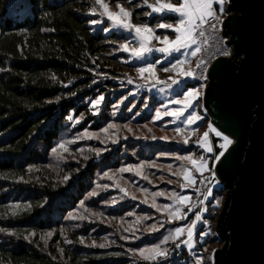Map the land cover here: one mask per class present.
I'll list each match as a JSON object with an SVG mask.
<instances>
[{
	"label": "trees",
	"instance_id": "obj_1",
	"mask_svg": "<svg viewBox=\"0 0 264 264\" xmlns=\"http://www.w3.org/2000/svg\"><path fill=\"white\" fill-rule=\"evenodd\" d=\"M104 2L130 10L136 25L158 28L179 19L175 13L156 15L149 5L157 0ZM126 41L127 34L112 28L95 0H0V229H7L0 231V264H195L186 248L156 261L129 251L160 244L179 225L163 205H172V193L180 190L183 174L174 173L190 165L186 157L200 159L203 150L186 145L172 134L173 126L154 119L161 103L155 94H133L129 79L139 63L121 49ZM196 84L187 83L183 90ZM101 96L97 111L92 101ZM114 123L126 127L125 133L132 125L134 133L125 135L122 129V137L100 145L99 154L76 153L51 165L52 149L64 134ZM151 127L173 137H160ZM213 142L216 155L217 137ZM125 168L134 171H120ZM156 192L165 195L154 197ZM223 194V188L213 189L205 218L215 219L212 206ZM92 208L132 218L134 237L122 239L130 237L124 226L100 220ZM76 213L86 218H68ZM153 225L154 231H145ZM48 232L51 237L41 239ZM211 242L209 237L200 242L202 255Z\"/></svg>",
	"mask_w": 264,
	"mask_h": 264
},
{
	"label": "water",
	"instance_id": "obj_2",
	"mask_svg": "<svg viewBox=\"0 0 264 264\" xmlns=\"http://www.w3.org/2000/svg\"><path fill=\"white\" fill-rule=\"evenodd\" d=\"M232 53L209 67L203 104L233 143L216 160L226 200L213 264H264V0H228Z\"/></svg>",
	"mask_w": 264,
	"mask_h": 264
},
{
	"label": "rangeland",
	"instance_id": "obj_3",
	"mask_svg": "<svg viewBox=\"0 0 264 264\" xmlns=\"http://www.w3.org/2000/svg\"><path fill=\"white\" fill-rule=\"evenodd\" d=\"M166 2L168 0H163V2ZM227 1L225 0V4H224V8H226L227 6ZM152 5H156L159 6L157 3L152 4ZM219 4H215L214 5V9L219 11ZM126 9V8H125ZM109 10L112 12H119V7H112L109 5ZM128 10V9H126ZM103 12V8L101 7V13ZM156 15L158 16H162L165 15L167 13H172L169 11H163L160 13L154 12ZM103 17H106L105 15H102ZM131 22V19H130ZM110 23L112 25V28L117 29L120 32H124L127 34L128 36V42L130 43V45H135L138 43V40H134V31H132L131 33L129 32V30L117 27L113 21L110 20ZM163 24H169V22H162ZM175 25V23H170ZM150 27V26H149ZM152 28V27H151ZM155 35L161 37V40H152V46L153 48H159V47H163L164 44L162 43L163 41V37L168 36L169 41H172L175 39V32L174 29H169V28H153ZM157 29H163L164 31H168L167 33L164 34H160L157 32ZM196 45L194 46H189L187 48L181 49L179 52L177 51H173L171 52V54H165V53H161L158 51L153 50L151 53L146 54L142 59H140L142 61V64H138V68L144 66L145 63H156L157 61H159V63L156 64V79H152L149 78L147 81H145L143 78L140 77V75L137 72V69L135 71V76L134 74H132V76L130 77L131 79V85L133 87V94H140L141 92L147 91L150 92L151 94H155L160 100L161 103L158 106L157 109H159L161 111V113H163L165 111V109L167 111H172L174 108H178L181 107V105H177V104H173L172 101H174L177 98V94H182L184 91L187 90H183V83H197L196 85L192 86L195 88H199L200 89V96L197 100H194L192 103V106L189 107L188 109L185 110L184 114L181 115L179 118L177 117H173V116H165L162 115L160 119H156V111H155V117L154 119L156 121H162V123H164L167 127L169 126H173L175 128V130L177 128L181 129V132H172V134L174 136H180L183 140H185V138L188 139V143H185L186 145H195L196 147L200 148V149H206V147L201 146V144L196 143L197 140H201L203 133L205 131H208V133L211 136V139L208 138L209 144L211 145V147L213 148V151H215L214 148V142L213 139L216 137L214 132L212 131V124H211V118L208 117L207 115V110L204 107L203 104V96H204V90H205V86L201 87V83L194 81V80H189L190 78H186V77H182V76H178V70H172L171 69V65L173 63L176 62L177 59L185 61V63L181 66L184 69H191L194 70L196 61H197V56H192L191 52L195 49ZM128 53L129 57H130V61L134 62V57L131 56L130 51L126 52ZM164 68H169L170 70L165 72L163 71ZM147 75V74H146ZM173 78V79H177L182 81L181 84L182 86H178L173 85V86H177L172 88L173 86H171V89H165L164 91L166 92L165 95H167V98H162L161 96H163L164 92L162 91L163 89V85L165 84V82L167 81H171L169 78ZM129 79V80H130ZM188 79V80H187ZM154 84L156 85L157 88L160 89V94L161 96L159 97L156 93H154L151 90V85ZM167 84V83H166ZM190 85V84H188ZM134 88H135V92H134ZM167 88V87H166ZM183 90V91H182ZM182 91V92H181ZM102 100L100 101L99 104L97 105H93L96 109L98 108V106L101 104ZM172 103V104H170ZM170 104V105H169ZM156 109V110H157ZM193 112L198 113V115L200 116V119L195 121V123L193 124H189L187 122V117L189 115H191ZM210 124V125H209ZM114 127H109L107 128V131H104V129H99V130H93V129H86L84 130L82 133L80 132V134H64L63 138L61 139V141L59 142V144L57 145L56 149L57 152L56 153H52V159H51V165L52 166H59L61 163L65 162L67 159H70L75 155L76 153H79V155H86L89 154L90 152L94 151V149H100V145H102V147H105V145H107L108 143L112 142V140L115 139H120L122 137V133L124 130V134L127 135L128 133H134V126L131 125V130H129L128 128L130 126H128V133H125L126 127H122L121 124L118 123H114L113 124ZM211 126V127H210ZM152 130H154V132L160 136V137H165V138H171L173 137V135L171 134V132H167L164 129H155L154 127H151ZM123 129V130H122ZM193 129H196L197 131L193 132ZM94 141L93 144H89L88 141ZM61 142H64L65 147L67 148V151H65L63 148L60 147ZM95 142H98L97 144H95ZM217 156H211V158L209 159V168H211V170L214 172V168H215V163H216V159L215 157ZM62 157V158H61ZM199 160V159H197ZM160 166V164H155V166ZM192 163H190L189 166H187L186 169L193 171L195 169L194 167H191ZM130 171H134L133 170H129ZM197 174L198 172H194L195 178H197ZM207 175V176H211L210 172L208 170H205L202 174V176ZM114 177H116V179L118 181H121V177L120 174L117 175L116 172H114ZM163 180V179H160ZM187 183V181L184 180L183 177V181L182 183L179 185L180 190L178 191L177 194L179 195H184L185 193V189L184 187H181L182 184ZM198 183V182H197ZM197 185V184H196ZM196 185L191 186L194 189L196 188ZM194 194V193H193ZM170 196V195H169ZM193 199V196H192ZM219 200V205H216V202L213 204V209L214 212L216 214L215 219L212 221L210 219H207L205 217H203V220L208 221L207 224H205L202 221H197L194 229H193V238H192V247L188 248L186 244L181 243V241H186L188 239L187 236V226L192 224V221L195 220V214L191 213L189 214V208H188V204L187 205H182L181 206V212L182 214H186V219H172L171 221L173 222H178L179 225L177 227H184L186 230L184 232V234L182 236H180L179 238L175 239V240H170V243L167 244L165 247H163V244L161 245V247L166 248L168 250L169 255L167 256L168 258H173L177 252H180L182 249L186 248L188 249L192 255L193 258L195 260V264H197V260L198 258L202 257V260H200V264H204L207 261V264H213L212 263V259H213V253L216 249H222L225 245V242H221L220 238L217 236V233L215 231V227L217 225V220H218V216L224 206L225 200H226V190H224V194L222 196H218L216 198V201ZM192 201V200H191ZM172 206L173 208L175 207V200H173L172 202ZM208 206V205H207ZM188 208V209H187ZM90 213L92 215H95L96 213H101L102 215L99 216V219L106 222V223H110V221L112 222V225L117 226V227H121V225L124 226V229L127 230L129 232L130 237H134L133 231H134V223L133 220H131L132 218H128V216H111L108 213L104 212H98V209L96 208H92ZM73 217H77L75 220H78L80 216H84L81 213H76L72 215ZM128 218V219H127ZM176 227V228H177ZM175 228V229H176ZM175 229L174 230H170L167 234V236L171 233L174 234L175 233ZM132 232V233H131ZM209 233L208 235H204L203 237H201V233ZM207 237L211 238L212 242L205 248V255H202L201 250L199 249V245L200 242L207 239ZM179 244L180 246L177 248L176 245Z\"/></svg>",
	"mask_w": 264,
	"mask_h": 264
},
{
	"label": "snow or ice",
	"instance_id": "obj_4",
	"mask_svg": "<svg viewBox=\"0 0 264 264\" xmlns=\"http://www.w3.org/2000/svg\"><path fill=\"white\" fill-rule=\"evenodd\" d=\"M96 4H99L103 8L102 15L107 16V18L114 22V24L117 27L129 30L131 33L132 31L135 32V36L138 40V43L135 45H130L128 41H126L124 44H122L120 47L123 51L129 52L132 57L136 59H142L146 54L151 53L153 50L165 53V54H171L173 51L179 52L181 49L187 48L189 46L197 45L198 40L197 37H203L205 35V31L203 29V26L207 24L211 29L214 31L218 30L217 23H213L212 21H219V16L217 15L214 5L219 4V12L222 14L225 11L224 4L225 0H180L178 4L173 3H165L163 0H157L156 5H149V7H152L154 12L160 13L163 11H169L175 14H178L179 19L176 22L175 25L173 24H158L157 27L161 28H169L174 29L175 32V39L172 41H169L168 36L163 37L162 43L164 44L163 47L159 48H153L152 46V40H161V37L156 36L154 29L149 27L148 25H136L130 22L131 17V11L126 10L122 5H118L119 12H112L109 10V5L104 2V0H95ZM145 4H148V0H144ZM93 13L96 11L95 8L90 9ZM148 13H146L147 15ZM91 24H98L101 23V21L98 20H91L89 21ZM104 31H108L107 28L104 29ZM203 43H207V40H204ZM217 43H222V38L217 37ZM202 51V48L199 46H196L195 49L191 52L192 56H197L198 53ZM222 55H229L230 52L226 50L225 48L221 49ZM159 63L157 61L156 63H145L144 66L139 67L137 69L138 74L141 78H143L145 81H147L149 78L156 79V64ZM185 63V61L177 59L175 63L171 65L172 70H178V76L186 77V78H195V72L191 69H184L181 66ZM202 65H205V61L203 59L198 60L197 67H200ZM169 68H164L163 71L167 72L169 71ZM206 71V67H205ZM147 74V75H146ZM55 79V77H53ZM171 80V84H168V87L170 88L172 85L179 84L182 81L169 78ZM199 79L206 80L207 77L201 73ZM131 79L129 80V83H131ZM71 83V81H69ZM201 87H204V85H201ZM200 96V89L195 87H190L187 89V91H184L182 94H177V98L172 101V103H175L177 105H181V107L174 108L172 111H165L161 113L159 109L156 110V119H160L162 115L165 116H173L179 118L181 115L184 114L185 110L192 106V103L194 100H197ZM103 99V97H98L96 100L92 101L93 105H97L100 103V101ZM98 111V109H97ZM83 114H81L82 117ZM69 120H72L73 117L70 115L68 117ZM200 116L198 113L193 112L191 115L187 117V122L189 124L195 123V121L199 120ZM109 127H114V125H110ZM211 127V126H210ZM104 131H107V129H104ZM176 132H181V129L177 128L175 130ZM197 131L196 129H193V132ZM212 131L215 132V135L217 137L222 138L223 143L220 144L221 151L219 154L215 157L217 161H219L220 157H222L227 150V148L233 143V140L230 138L229 135H226L224 132L212 128ZM209 133L208 131H205L203 133L202 139L197 140L196 143L201 144V146L206 147L208 152H212L213 148L209 144L208 141ZM184 143H188V139L185 138ZM60 147L63 148L65 151H67V148L64 145V142H61ZM52 151L54 153L57 152L56 148H53ZM94 151L99 154L101 151L100 149H94ZM62 158V157H61ZM188 161H190L193 165H196L194 172H198L200 174H203L205 170H208L210 174L215 178V172L211 170V168L208 167L207 160L204 158H200L199 161L196 159H193L192 156L186 157ZM140 167V166H138ZM131 168H125L121 169L120 171H129ZM193 171H190L188 169H182L181 172L174 173V175H181L183 174L184 180L187 181V183L182 184L181 187L187 188L194 186L196 184V178ZM139 174V173H137ZM107 175V173H106ZM67 179V177H65ZM144 179H147V176L144 177ZM163 179V177H161ZM171 183V181H168ZM121 191H124V189H121ZM144 191H147L146 189ZM196 191H199V189H196ZM91 195H96L95 192L91 193ZM165 195L164 192H156L153 194V196H163ZM207 195H211L210 191H207ZM135 198V197H133ZM171 199L175 200V207L173 208L172 205H163V210L169 212V219H186V214H182L181 212V206L184 205L186 202L189 201L190 197L185 195H179L175 192L172 193ZM112 203H115V200L111 201ZM83 201H81V205L83 206ZM216 205H219V200L216 201ZM153 207L157 209V211H161V207L156 205L155 202H153ZM206 211V209H204ZM189 211H191V208H189ZM97 217L102 215L101 213L95 214ZM71 219H76L77 217H73L71 214H69V217ZM86 217L80 216L79 219H85ZM141 219H144V217H137V221L139 222ZM197 221H202L205 224L208 223V221L203 220V217L201 215L200 211H197L195 213V220L192 221L191 225L187 226V236L188 239L186 241H181V243L186 244L188 248L192 247V238H193V229ZM162 226V225H161ZM156 229V226L153 225L150 228H146L145 231H154ZM184 227H177L175 229L174 234H169L168 236H165L160 244H153L151 246H146L145 248L140 249H129L130 252H138L139 256L144 260L149 261H156L160 257L167 258L169 255L168 250L166 248H162L161 245L167 243L169 240H175L182 236L185 232ZM0 231H7V229H0ZM209 233H201V237L204 235H208ZM32 235H35L32 233ZM52 232H48L45 236H41V239H47L51 237ZM131 237H122V239H130ZM67 243H71V241H66ZM81 243H83V238H81ZM93 245H95V242H93ZM105 244H100L99 247H105ZM180 245L177 244L176 247L178 248ZM63 251V250H61ZM201 258H198L197 264H200Z\"/></svg>",
	"mask_w": 264,
	"mask_h": 264
},
{
	"label": "built area",
	"instance_id": "obj_5",
	"mask_svg": "<svg viewBox=\"0 0 264 264\" xmlns=\"http://www.w3.org/2000/svg\"><path fill=\"white\" fill-rule=\"evenodd\" d=\"M215 11L217 15L219 16V21H212V22L217 23L218 30L214 31L207 24H205L203 26L205 35L203 37H197L198 43L196 46L201 47L202 51L198 53L197 61L194 67L195 78H193V80L200 82L204 86H206V84L209 81L208 70L212 62L218 57L225 56L221 54V49L225 48L226 50H228L230 52L229 55H231L232 53V46H229L230 44L229 37H226V35H224L223 33V23L229 14V12L227 11V6L225 8V11L222 14L217 10ZM217 37L222 38V43H219V44L217 43ZM204 40H207V43H203ZM200 59H203L205 61V65L197 67V62ZM205 67H206V71H205ZM202 72L207 77L206 80L199 79ZM222 143H223L222 138L217 137V147L219 149V152L221 151L220 144ZM214 172H215V168H214ZM221 187H222V184H219V179L216 175V172H215V178H213L212 175L211 176H207V175L201 176L198 180V183L194 190L193 199L190 203V208H191L190 212L195 214L197 211H200L202 217H204L205 212H206L204 209L207 208V203L210 198V195H207V191L212 192L213 189L221 188ZM196 189H199V191H196Z\"/></svg>",
	"mask_w": 264,
	"mask_h": 264
},
{
	"label": "crops",
	"instance_id": "obj_6",
	"mask_svg": "<svg viewBox=\"0 0 264 264\" xmlns=\"http://www.w3.org/2000/svg\"><path fill=\"white\" fill-rule=\"evenodd\" d=\"M165 2V1H164ZM168 2H170V3H172L171 1H166L165 3H168ZM174 4V3H173ZM132 23V22H131ZM134 36H135V32H134ZM136 39V36L134 37V40ZM137 40V39H136ZM134 62H137V63H139V64H142V61L139 59H136V58H134ZM188 80V79H187ZM189 80H193V78H190ZM167 83V84H166ZM168 84H171V81H167V82H165V84L163 85L164 87L162 88L163 90V92H164V94H163V96H161V92H160V89L159 88H157L156 87V85H154V84H152L151 85V90L154 92V93H156L159 97L161 96L162 98H167L168 96L167 95H165L166 94V92L164 91L165 89H168L169 87H168ZM182 84V83H181ZM181 84H177L178 86L180 85V86H182ZM185 84H187L186 82L185 83H183V86L185 85ZM176 85V84H175ZM173 86V85H172ZM167 87V88H166ZM174 87H177V86H173L172 88H174ZM170 89H171V87H170ZM170 104H172V103H170ZM169 104V105H170ZM174 104V103H173ZM208 138H210L211 139V136H210V134H209V136H208ZM203 150V153H202V156H201V158H204L205 160H207V163H208V166H209V164H210V162H209V159L211 158V156L213 155V153L214 152H208L206 149H202ZM214 156V155H213ZM199 161V160H198ZM196 167V165H191V167ZM202 176V174H200V173H198L197 174V178H196V181L198 182V180H199V178ZM197 182H196V184H197ZM195 184V185H196ZM194 188L193 187H187L186 189H185V192H187V193H185L184 195L185 196H188V197H190V199H189V201L188 202H186L185 203V205H187L188 204V208H189V205H190V203H191V200H192V196H193V193H194ZM187 208V209H188ZM189 214H191L190 213V211H189Z\"/></svg>",
	"mask_w": 264,
	"mask_h": 264
},
{
	"label": "bare ground",
	"instance_id": "obj_7",
	"mask_svg": "<svg viewBox=\"0 0 264 264\" xmlns=\"http://www.w3.org/2000/svg\"><path fill=\"white\" fill-rule=\"evenodd\" d=\"M211 124H212L213 128H216V129H218V130H220V131H222V132H224L226 134V132L219 125L214 123L212 120H211ZM219 184H221L220 180H219Z\"/></svg>",
	"mask_w": 264,
	"mask_h": 264
}]
</instances>
